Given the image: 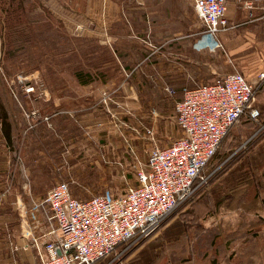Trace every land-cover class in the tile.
Segmentation results:
<instances>
[{
    "label": "rangeland",
    "instance_id": "1",
    "mask_svg": "<svg viewBox=\"0 0 264 264\" xmlns=\"http://www.w3.org/2000/svg\"><path fill=\"white\" fill-rule=\"evenodd\" d=\"M130 1L0 0V135L3 125L8 123L2 120V114L15 123L14 114L18 113L15 105H21L27 114L42 113L41 106L49 104L46 91L48 94L59 90L61 99L64 97L57 109L67 112L79 108L78 101L82 100L74 99L73 73L86 71L89 58L85 57L78 36L84 27L92 29L93 20L114 18L117 7L130 5ZM52 18L58 19L63 29L58 31L63 41L60 48L72 44L70 52L58 60L56 56L44 55L55 45V41L43 38L50 35L51 29L57 32L51 25ZM76 50L79 55L73 53ZM54 63L62 71L58 68L54 71ZM231 72L240 73L234 69ZM51 80H59L62 87L54 89L56 86L46 82ZM27 82L32 84L34 92L26 94L21 101L18 92L30 85ZM104 92L97 103H91V108L97 106L86 120L87 129L77 126L73 132V166L63 174L60 170L59 182L68 183L76 199L118 195L136 185V171L146 169L151 146L146 127L153 128L159 146L168 145L181 134L175 123V100L169 92H165L167 97L159 98V113L155 118L141 113L144 108H151L150 104H138V109L135 105H122L111 93L107 105L102 104ZM35 97L40 103L35 102ZM231 135L233 139L230 136L224 141L204 170L202 176L208 177L207 186L173 211L148 238L119 248L100 264H227L222 258L242 252L241 246L230 248L229 242L242 239L243 218L224 214L238 205L244 207L250 178L256 179L255 192L264 187V121L258 118L252 125L241 121ZM251 250L248 247L246 252Z\"/></svg>",
    "mask_w": 264,
    "mask_h": 264
},
{
    "label": "crops",
    "instance_id": "2",
    "mask_svg": "<svg viewBox=\"0 0 264 264\" xmlns=\"http://www.w3.org/2000/svg\"><path fill=\"white\" fill-rule=\"evenodd\" d=\"M226 6L227 30L212 42L200 35L202 27L189 0H131L130 5L117 7L114 18L93 20L97 28L84 27L78 36L85 57L93 61L94 69L90 70L99 73L88 85L73 81L74 99L82 100L78 109H57L64 97L61 99L59 90L46 91L51 115L39 113L28 119L21 105H15L16 122L4 117L9 124L3 125L0 135V264H41V251L31 243L51 239L48 233L54 230L43 199L53 184L60 183V170L63 174L73 166L74 144L67 135L71 126L87 129L86 120L97 106L91 108V103H97L102 91L111 93L122 105L138 109V104H150L151 108L141 113L155 118L159 98L167 97L165 92L177 102L186 90L211 84L233 69L247 81H257L264 73V28L260 21L264 0H257L251 16L243 0H227ZM216 44L219 47L215 48ZM26 94L19 90L21 101ZM256 105L264 119V90ZM44 117L49 118L48 123ZM249 180L253 193L247 195L244 207L238 205L224 214L243 218L244 229L241 240L229 242L230 248L241 246L242 252L222 258L227 264H264V187L255 194L256 179ZM25 245H29L26 251L21 249ZM14 247L19 250L14 251ZM248 247L252 250L246 252Z\"/></svg>",
    "mask_w": 264,
    "mask_h": 264
},
{
    "label": "built area",
    "instance_id": "3",
    "mask_svg": "<svg viewBox=\"0 0 264 264\" xmlns=\"http://www.w3.org/2000/svg\"><path fill=\"white\" fill-rule=\"evenodd\" d=\"M202 27L200 35L214 42L227 30V0H189ZM249 16L257 0H243ZM264 28V7L260 15ZM219 47L218 44L215 48ZM264 73L252 84L240 73L219 76L211 84L186 90L174 104L180 136L166 146L156 144L153 128L146 127L150 141L147 167L136 171V185L118 195H94L76 199L67 183H57L43 204L50 212L52 238L31 243L40 250L41 264H95L116 252L120 245L146 239L181 204L194 198L208 177L201 172L216 154L227 131L242 115L257 121L254 91ZM30 86V87H29ZM24 91L32 92L31 85ZM110 94H102L107 105ZM37 112L26 114L35 118ZM49 118L43 121L48 123ZM2 198L0 197V203ZM29 245L23 246L27 250ZM19 250L14 247V251Z\"/></svg>",
    "mask_w": 264,
    "mask_h": 264
},
{
    "label": "trees",
    "instance_id": "4",
    "mask_svg": "<svg viewBox=\"0 0 264 264\" xmlns=\"http://www.w3.org/2000/svg\"><path fill=\"white\" fill-rule=\"evenodd\" d=\"M52 21H51V25L54 27V29H56V31L57 32H54L53 31V29H51V33H50V35L49 36H47V35H45L43 38L44 39H50V40H52V41H55L54 43H53V45H54V49L52 48V49H50V52H48V53H45L44 55L46 56V55H49L50 54V56H53V57H57V60H58V57L59 56H62V54H66L67 55V53L68 52H70V50H71V48H72V44L70 43H68V44H66L65 45V47H61L60 48V44L63 42V41H61L62 40V38H61V36H60V34L58 33V31H59V29H62V26L60 25V22L58 21V19H56V18H52L51 19ZM63 30V29H62ZM21 33H22V31H21ZM68 36V35H67ZM70 37V36H69ZM71 38V37H70ZM67 40H69V39H67ZM70 40H73V39H70ZM47 51V50H46ZM63 51H66L65 53L63 52ZM73 53H76L77 55H79V52L76 50L75 52H73ZM73 53H70V54H73ZM86 58H88V57H86ZM55 62V61H54ZM93 61L91 60V62H90V60L88 61V63H87V67H89V69L86 67V71H84V70H76L74 73H73V76L75 77V79H76V81L78 82V84L81 86H83V85H88L90 82H93L94 80H96L97 79V77H98V74L97 73H94V74H92V72H97V71H92V70H90V69H94V66H93ZM57 64V63H56ZM55 63H54V66L52 67V69L54 70V71H56L55 70V68H58L59 69V71H62L61 70V68L60 67H55V65H56ZM58 66H59V64H58ZM58 71V72H59ZM46 82H48L49 83V85H52L53 84V86H61L62 87V82H60L59 80H51V81H46ZM26 84H30V85H32L30 82H27ZM264 90V80H262L260 83H258L257 85H256V87H255V91H254V98H255V103H254V106L255 107H257V105H256V99H258L259 97H260V95H261V93H262V91ZM180 100V99H179ZM42 107V109H43V112L41 113L42 115H45V114H47V115H51V112H52V107L49 105V104H46V106L44 107L43 105L41 106ZM173 110H174V107H173ZM259 111V119H261V120H263L264 121V119H263V115H262V111L261 110H258ZM5 115L4 114H2V120H4L5 118ZM241 121H244L245 122V124L246 125H248V124H253L254 123V121L253 120H251L250 119V117L248 116V114H246V115H242L240 118H239V120L227 131V134H226V136L223 138V140L221 141V143H220V147H219V149H218V151L220 150V148L222 147V145H223V143H224V141L227 139V138H229L230 136H231V138L233 139V135H231L232 134V130L237 126V125H239L240 123H241ZM72 127V129L70 130V132L68 133L69 135H67V132H66V130H64L63 131V134H66L69 138H71L72 137V135H73V132L74 131H76V129L78 128L77 126H71ZM235 140V139H234ZM217 151V152H218ZM217 152H216V154H217ZM216 154L209 160V162L207 163V165L204 167V169L202 170V172H201V176L202 175H204V170L209 166V164L215 159V156H216ZM136 178V177H135ZM64 183H66V182H64ZM13 184V183H12ZM11 184V185H12ZM68 184V183H67ZM54 186V184L52 185V187ZM68 186H69V184H68ZM135 186V185H134ZM249 186H251L249 183H248V190H249ZM13 188V187H12ZM70 188V187H69ZM254 188H255V184H254ZM254 191V190H253ZM249 192H250V190H249ZM70 193H71V195L73 196V194H72V190H71V188H70ZM124 193V192H123ZM254 193L255 194H257V192H255L254 191ZM122 194V193H121ZM249 194V193H248ZM74 197V196H73ZM234 208V207H233ZM236 208V207H235ZM196 210H198V209H196ZM195 210V211H196ZM218 214V213H217ZM125 245H120V246H118L117 247V249H116V251H118V249L119 248H123ZM105 259H107V258H104V259H100L99 261H97L95 264H100L101 262H103Z\"/></svg>",
    "mask_w": 264,
    "mask_h": 264
}]
</instances>
